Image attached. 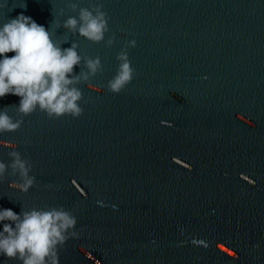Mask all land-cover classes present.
<instances>
[{"label":"water","instance_id":"obj_1","mask_svg":"<svg viewBox=\"0 0 264 264\" xmlns=\"http://www.w3.org/2000/svg\"><path fill=\"white\" fill-rule=\"evenodd\" d=\"M75 2L0 0V25L54 19L62 48L76 42L102 65L79 85V118L37 111L0 133V161L17 150L36 180L22 193L6 174L0 209L71 211L79 237L59 264H264V0H101L105 40L119 33L110 48L57 29ZM133 39L134 78L112 94L116 55ZM19 101L0 98V110Z\"/></svg>","mask_w":264,"mask_h":264},{"label":"clouds","instance_id":"obj_2","mask_svg":"<svg viewBox=\"0 0 264 264\" xmlns=\"http://www.w3.org/2000/svg\"><path fill=\"white\" fill-rule=\"evenodd\" d=\"M26 7V6H24ZM68 10L75 13L62 24L65 34H72L92 44L104 43L112 47L116 35L107 40L109 17L103 11L101 0H94L88 7H80L79 2L68 4ZM53 15V13H52ZM63 15V11L59 13ZM37 24L31 17L18 15L0 25V98L14 95L20 98L18 106L0 110V133L14 132L24 122V118L34 112H42L51 118L82 115L80 102L82 91L79 85H87L102 72L99 57L90 58L78 53L79 45L55 38L56 33ZM136 47V41H126L116 55L117 69L107 82L112 94H119L133 80L135 70L131 66L128 50ZM14 53L9 56L7 54ZM79 68L78 74L74 72ZM15 107L14 118L7 109ZM10 163L0 161V183L7 175L16 178L10 188L27 193L36 184L30 175L32 164L15 150L8 153ZM75 215L62 206L32 208L19 214L11 209H0V256L15 259L20 264H59V253L66 242L78 238Z\"/></svg>","mask_w":264,"mask_h":264}]
</instances>
